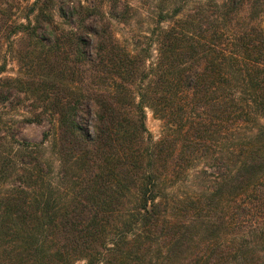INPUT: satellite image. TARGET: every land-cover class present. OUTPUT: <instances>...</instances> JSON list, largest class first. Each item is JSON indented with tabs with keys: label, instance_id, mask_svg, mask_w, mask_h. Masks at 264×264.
I'll list each match as a JSON object with an SVG mask.
<instances>
[{
	"label": "trees",
	"instance_id": "trees-1",
	"mask_svg": "<svg viewBox=\"0 0 264 264\" xmlns=\"http://www.w3.org/2000/svg\"><path fill=\"white\" fill-rule=\"evenodd\" d=\"M13 1L0 0V47L25 41L16 59L41 102L37 118L53 127L58 172L51 179L44 142L14 141L11 167L1 161L0 264H264L260 0L160 9L144 49L113 29L127 1L107 0L106 11L104 0H76L58 12L65 29L55 0L27 1L23 23ZM146 108L165 126L158 141ZM213 152L215 192H166Z\"/></svg>",
	"mask_w": 264,
	"mask_h": 264
},
{
	"label": "rangeland",
	"instance_id": "rangeland-1",
	"mask_svg": "<svg viewBox=\"0 0 264 264\" xmlns=\"http://www.w3.org/2000/svg\"><path fill=\"white\" fill-rule=\"evenodd\" d=\"M13 0H9L11 3ZM32 3L34 0H15L12 7V19L23 23L22 20L23 10L22 7ZM69 1V3H68ZM87 5L92 0H80ZM123 1V0H122ZM131 6L129 9V17L127 20L112 21L113 29L117 38L126 43V45L133 47V49H144L149 43L147 35L150 29H153L159 21V11L163 9L167 15L173 14L174 11L182 9L189 11L194 7L202 6L206 11H213V4H220L223 0H124ZM76 0H55L54 18L56 23L62 28H68L66 22L58 17V12L66 13L69 11V6L75 3ZM104 7L106 11L109 8V2L104 0ZM261 9H264V0L259 1ZM255 6V5H254ZM2 8H5L1 4ZM61 9V10H59ZM185 14V13H184ZM254 16V14H253ZM184 16H180V19ZM256 21L264 32V12L260 13ZM168 22H164L162 26H167ZM21 35L15 36L10 40H3L0 50V79H9V83L0 80V144L1 157L0 163L8 168L10 159L13 155H17V150H20L17 145L18 142H30L33 144H43L44 159L50 164L48 170L51 179H55L58 172V163L56 157L52 153V137L53 127L48 120L38 119L37 115L40 111L41 102L37 97L28 91L26 85V72L23 70L21 64L16 59V51L24 48L25 41L21 40ZM16 41V43H15ZM13 42L15 45H13ZM13 45V46H12ZM155 48L152 47L151 56L154 58L156 53ZM150 55V54H149ZM1 71V70H0ZM263 121L261 120L260 124ZM255 127V128H254ZM256 127L253 126V132L256 133ZM145 128L153 141H158L161 136L166 132L163 122L157 117L151 109H145ZM44 134H50L46 141H43ZM14 141H17L14 142ZM4 153V154H2ZM41 151V154H43ZM215 153H212L211 159L200 160L196 162L188 173L187 177L181 182L173 184L170 190L168 186L166 192L171 195L175 193L179 197L185 199L187 197H194L195 194L199 195V189L215 190L217 186L214 180H219L218 167L219 163L215 158ZM13 159V157L11 158ZM10 159V160H11ZM1 164V165H2ZM0 165V166H1ZM202 171H206L211 175L208 183L202 182ZM213 182V183H211ZM11 181L6 183L7 185ZM5 185V184H4ZM215 192V191H214ZM232 198V195H231ZM218 264H234V260L229 258L223 260Z\"/></svg>",
	"mask_w": 264,
	"mask_h": 264
}]
</instances>
